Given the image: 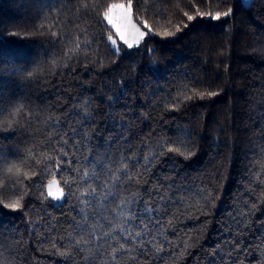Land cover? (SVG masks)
Wrapping results in <instances>:
<instances>
[{
    "label": "trees",
    "instance_id": "1",
    "mask_svg": "<svg viewBox=\"0 0 264 264\" xmlns=\"http://www.w3.org/2000/svg\"><path fill=\"white\" fill-rule=\"evenodd\" d=\"M120 1L139 46L112 43ZM15 200L0 264H264V0H0V203ZM124 229L151 251L121 249Z\"/></svg>",
    "mask_w": 264,
    "mask_h": 264
},
{
    "label": "snow or ice",
    "instance_id": "2",
    "mask_svg": "<svg viewBox=\"0 0 264 264\" xmlns=\"http://www.w3.org/2000/svg\"><path fill=\"white\" fill-rule=\"evenodd\" d=\"M130 4L126 5L123 3H118V4H112L107 12L105 13V16L107 18V21L110 25H112L116 32L119 34V36L123 39L124 43L128 45V47H132V44L130 42V40L128 39V36L130 35L129 32L127 31V29L129 28V26L131 25V21H130V14H129V8H130ZM223 16H228L229 13L228 12H224L222 14ZM221 16V13H217L216 16L214 17V19H219ZM192 17H189V20H191ZM133 27V38H138L140 36H143L144 33L143 32H139V30L135 29L134 26ZM109 39L111 40V37H109ZM113 44H115V41H112ZM203 94H201L202 96ZM209 95H215V93H209ZM112 98L109 97V100H111ZM118 127L121 129V131L118 133V135H123V130L125 128V125L123 124H119ZM77 135H79V133H76ZM190 147H194V145H191ZM161 155V153H157L156 156H154L152 158V160H150L148 162V164L146 165L147 167L151 166L152 161L157 160L158 156ZM189 156L194 155L193 152H189L188 153ZM134 163H138V161L134 162ZM171 167L173 168V170L176 167V164L173 163L171 165ZM9 171H12V169L10 168ZM69 192L71 194V188H69ZM47 195L49 197H53L57 200L60 199L61 196L64 195L63 189H61L59 186L55 185V183H50L48 186V192ZM84 195V194H82ZM95 196V189L92 190L91 193H88L87 196L85 197V201L86 204L91 203V200L88 199V197H94ZM21 208V203L19 200H15L9 203H0V213L3 214H8L9 211L14 212L17 211ZM165 208H167V204H165ZM7 210V211H6ZM144 212L147 213L149 216H151L153 214V212H158V209L155 208V206L153 207V209H144ZM133 215H136L135 211H133ZM141 218H143V213L140 214ZM242 223V222H241ZM154 227V225H153ZM124 233H127V235H124ZM152 234L149 232H144L143 235H141L140 232H137L135 235H133L131 233L130 229H124L123 232L121 233V239L123 240V243H120L119 247L121 249H124L125 244H131L133 247L139 246L142 249H145L146 251H151V249L148 248V244L145 243V237L146 236H151ZM156 238L155 236H152V240H149L148 243H152L153 241H155ZM158 243L161 244V247L163 246V242H159ZM79 244V241H77V245ZM80 251H82V249H79ZM143 254V253H141ZM209 264H215L214 259H210L209 260Z\"/></svg>",
    "mask_w": 264,
    "mask_h": 264
},
{
    "label": "rangeland",
    "instance_id": "3",
    "mask_svg": "<svg viewBox=\"0 0 264 264\" xmlns=\"http://www.w3.org/2000/svg\"><path fill=\"white\" fill-rule=\"evenodd\" d=\"M244 2H248L249 0H243ZM118 3H123V4H126V5H128V4H130L131 5V3H127V2H124V1H120V2H114L113 4H118ZM129 14H130V21H131V25L129 26V28L127 29V31L129 32V36H128V39L130 40V42H131V44H132V47H136V46H139L149 35H148V31L138 22V21H136V19L133 17V7H132V5L130 6V8H129ZM106 20H107V18H106ZM108 22V21H107ZM109 24V23H108ZM110 25V24H109ZM112 28H113V30H114V32H115V34H116V37L113 39V41H115V45H116V39H118V40H120V41H122L123 43H124V41H123V39L119 36V34L116 32V30H115V28L112 26V25H110ZM132 26H134V28L135 29H137V30H139V32H143L144 33V35L143 36H140V37H138V38H133V35H132V33H133V27ZM127 45V44H126ZM128 46V45H127ZM55 183V185H57V186H59L60 188H61V186H60V184H59V182L56 180V179H54V180H52L50 183ZM49 183V184H50ZM49 184H48V186H49ZM48 188V187H47ZM62 189V188H61ZM64 192V191H63ZM53 198V197H52ZM63 198H64V195L63 196H61L60 197V199L59 200H57V199H55V198H53L56 202H61L62 200H63Z\"/></svg>",
    "mask_w": 264,
    "mask_h": 264
}]
</instances>
